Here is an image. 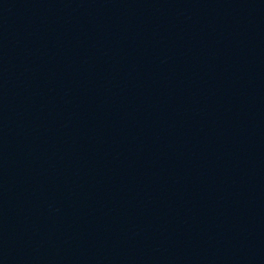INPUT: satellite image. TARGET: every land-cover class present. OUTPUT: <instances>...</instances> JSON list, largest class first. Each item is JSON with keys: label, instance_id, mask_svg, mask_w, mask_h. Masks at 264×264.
I'll list each match as a JSON object with an SVG mask.
<instances>
[{"label": "water", "instance_id": "1", "mask_svg": "<svg viewBox=\"0 0 264 264\" xmlns=\"http://www.w3.org/2000/svg\"><path fill=\"white\" fill-rule=\"evenodd\" d=\"M0 264H264V0H0Z\"/></svg>", "mask_w": 264, "mask_h": 264}]
</instances>
